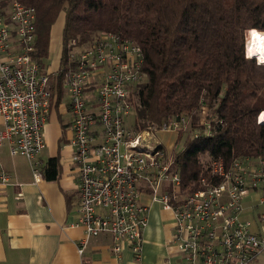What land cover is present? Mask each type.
<instances>
[{"label": "built area", "instance_id": "obj_1", "mask_svg": "<svg viewBox=\"0 0 264 264\" xmlns=\"http://www.w3.org/2000/svg\"><path fill=\"white\" fill-rule=\"evenodd\" d=\"M35 23L34 6L0 2V149L25 157L33 182L39 183L43 129L55 93L53 73L35 55ZM67 48L66 62L59 61L54 73H61L72 114L74 224L84 229L78 254L89 237L109 235L114 254L128 248L138 257L149 210L141 195L147 193L172 212L175 264H252L264 251V212L256 220L257 230L252 229L243 215V198L252 190L264 191V156L235 158L228 168L213 160L211 176L220 179L203 177L201 188L183 190L174 150L167 152L162 141L148 137L157 130L184 131L188 116H173L159 128L136 129L133 123L136 91L147 78L140 45L97 29L86 43L72 39ZM17 184L0 157V190ZM22 196L18 190L15 197ZM259 203L264 204V195Z\"/></svg>", "mask_w": 264, "mask_h": 264}, {"label": "trees", "instance_id": "obj_2", "mask_svg": "<svg viewBox=\"0 0 264 264\" xmlns=\"http://www.w3.org/2000/svg\"><path fill=\"white\" fill-rule=\"evenodd\" d=\"M18 1L36 9L35 55L42 65H48L61 15L62 65L68 42L84 44L97 29L140 45L147 78L136 91L133 123L136 129L159 128L173 116H188L189 128L183 137L177 133L181 148L173 149L183 190L201 188L203 177L218 181L210 173L213 160L228 168L235 158L264 156V123L257 121L264 110V63L244 54L245 29L264 30V0ZM60 80L61 73L51 79L57 96ZM208 109L210 132H204L198 114ZM59 168L57 156L47 158L43 177L56 179Z\"/></svg>", "mask_w": 264, "mask_h": 264}, {"label": "crops", "instance_id": "obj_3", "mask_svg": "<svg viewBox=\"0 0 264 264\" xmlns=\"http://www.w3.org/2000/svg\"><path fill=\"white\" fill-rule=\"evenodd\" d=\"M61 28L62 23L56 28L58 47L54 50L50 48L46 66L53 73L52 77L57 75L54 72L60 61ZM71 119L69 98L62 87L60 95L55 93L52 100L43 129L45 147L40 155L43 162L49 157L59 158L60 168L56 179L43 177L42 181L34 183L28 160L21 155H10L7 147L0 149L5 169L18 183L0 190V264H175L178 253L171 235L172 212L162 208L147 193L141 195L149 210L138 257L128 248L114 254L109 235L89 237L87 248L78 254V241L84 237V229L74 224L77 217L74 207L77 180L76 172L69 164ZM164 132L175 134L173 142L168 145L172 150L177 133ZM18 190L23 193L21 198L15 197ZM249 204L244 205V217L258 208V204ZM258 215L256 213V217ZM245 218L253 221L251 217ZM252 264H264V251Z\"/></svg>", "mask_w": 264, "mask_h": 264}, {"label": "rangeland", "instance_id": "obj_4", "mask_svg": "<svg viewBox=\"0 0 264 264\" xmlns=\"http://www.w3.org/2000/svg\"><path fill=\"white\" fill-rule=\"evenodd\" d=\"M61 23H62V15H61V17H60V19L57 21V23L55 24V26H54V29H53V36H54V43H53V45H52V47H51V49L52 50H54V48L55 47H58V42H59V39H58V36H57V34H56V28H58V27H60V25H61ZM249 29V28H248ZM248 29H245V32H244V46H246L245 48V50H244V54H245V52H246V54H247V56L249 57V56H252L253 54H251L250 53V51H249V46H248V44H249V36H248ZM251 29V28H250ZM260 29V28H259ZM258 30V29H257ZM259 31H261L262 33H264V30H259ZM245 35H246V37H245ZM58 40H57V39ZM55 41H57V43H55ZM246 54H245V56H246ZM52 56H53V58H54V55H51V58H52ZM246 56V57H247ZM254 56V55H253ZM256 56V55H255ZM257 57V56H256ZM258 58V57H257ZM256 59V58H255ZM259 60V59H258ZM261 61V60H260ZM262 111H264V110H262ZM261 111V112H262ZM260 112V113H261ZM260 113L258 114V116H257V121H258V117H259V115H260ZM211 114V111L208 109V110H204V111H202V112H200L199 114H198V116H199V122H206L204 125H203V127L205 128L204 129V132H206L207 131V129L210 127L209 125H207V124H210L207 120H209V119H207V117L209 116ZM201 124V123H200ZM203 124V123H202ZM208 127V128H207ZM188 128H189V125H188ZM189 131H191V130H189ZM183 132V131H182ZM181 132V137H183V135L185 134L184 132L182 133ZM188 132V131H187ZM191 132H195V131H191ZM181 137H180V139H177V137H176V140H175V143L172 145V148L174 149V150H179L180 148H181V145H182V140H181ZM149 138V140L150 141H152V142H157V141H162L163 142V144H164V148L166 149V151L168 152V151H170V147L168 146L169 145V143H171V142H173L172 140H174V138H175V134L172 132V133H167V132H164L163 130H157V131H152L151 132V136H149L148 137ZM201 159H202V161L203 162H205V163H207L208 161H209V156L207 155V154H202L201 155ZM251 164H254L255 165V162H252ZM262 195H264V191H262L261 189H257V190H252V191H250L248 194H247V196L244 198V205L246 206V203L248 202V203H250V204H258V208H255V210H251V211H249V213L245 216V217H251V218H253L252 220V222H251V227H252V229H254V230H257V224H256V218H258V217H256V213L257 214H261L262 212H264V204H260L259 203V200H260V198L262 197ZM249 204V205H250ZM258 215V216H259Z\"/></svg>", "mask_w": 264, "mask_h": 264}, {"label": "bare ground", "instance_id": "obj_5", "mask_svg": "<svg viewBox=\"0 0 264 264\" xmlns=\"http://www.w3.org/2000/svg\"><path fill=\"white\" fill-rule=\"evenodd\" d=\"M253 33L258 34L260 39H254ZM248 36H249V44L248 48L251 54L254 56L256 55L259 59V61H264V33L261 31L251 28L248 30ZM252 55V56H253ZM259 122L264 123V111H262L259 115Z\"/></svg>", "mask_w": 264, "mask_h": 264}, {"label": "snow or ice", "instance_id": "obj_6", "mask_svg": "<svg viewBox=\"0 0 264 264\" xmlns=\"http://www.w3.org/2000/svg\"><path fill=\"white\" fill-rule=\"evenodd\" d=\"M253 37H254V39H260V37L256 33H253Z\"/></svg>", "mask_w": 264, "mask_h": 264}, {"label": "clouds", "instance_id": "obj_7", "mask_svg": "<svg viewBox=\"0 0 264 264\" xmlns=\"http://www.w3.org/2000/svg\"><path fill=\"white\" fill-rule=\"evenodd\" d=\"M254 58V57H253ZM260 63H264V61H259Z\"/></svg>", "mask_w": 264, "mask_h": 264}]
</instances>
